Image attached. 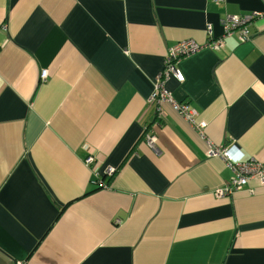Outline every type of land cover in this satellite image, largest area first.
<instances>
[{"label": "crops", "instance_id": "1", "mask_svg": "<svg viewBox=\"0 0 264 264\" xmlns=\"http://www.w3.org/2000/svg\"><path fill=\"white\" fill-rule=\"evenodd\" d=\"M185 41L163 86L192 120L153 98ZM213 147L264 165V0H0V264H264V186L219 197ZM99 184L103 228L61 238Z\"/></svg>", "mask_w": 264, "mask_h": 264}, {"label": "built area", "instance_id": "2", "mask_svg": "<svg viewBox=\"0 0 264 264\" xmlns=\"http://www.w3.org/2000/svg\"><path fill=\"white\" fill-rule=\"evenodd\" d=\"M222 1V0H221ZM260 16L259 14L254 16H229L225 23V33L222 37L213 40V42L208 46L213 51H219L224 46V41L227 36H231L234 33H238L239 39L242 43H245L250 39L249 32L245 28L248 23L253 21V18ZM212 34V31L210 32ZM199 50V45L194 41H185L181 42L178 45L172 47L169 51V57L167 62L165 63V70L163 79L158 80L157 91L153 96L154 99H159L162 103L172 104L175 110L179 111L181 114L186 116V119L192 120L194 116V111H192L186 105H179L174 103L172 98L168 95L167 91L164 89L163 80L164 77H170L173 75L179 81H183V77L181 73L177 69V63L184 59L191 57L196 51ZM48 78V72L43 71L41 75V79L44 81ZM205 125H202L204 127ZM150 136V135H149ZM148 136V137H149ZM148 145L157 149L156 147V138L154 136H150L148 138ZM210 156L221 157L225 160L229 168H231L233 172V180L232 184L229 187H226L223 191L218 193L219 197L227 196L228 194L235 193L243 189L244 186L247 185L249 180L258 179L261 184L264 186V165L258 162H240L236 160L231 153L227 149H218L211 148L209 151ZM95 163L94 157H90L87 159V164L93 165ZM113 169H109V174H112Z\"/></svg>", "mask_w": 264, "mask_h": 264}, {"label": "trees", "instance_id": "3", "mask_svg": "<svg viewBox=\"0 0 264 264\" xmlns=\"http://www.w3.org/2000/svg\"><path fill=\"white\" fill-rule=\"evenodd\" d=\"M101 184L102 186L104 185L103 183ZM98 187L99 190L104 188L101 187L100 184ZM93 192L94 191L87 193L86 196H90ZM98 193H100V195L96 198H90L79 207L73 208L70 211L69 219H67L65 224L62 225L57 232L60 234L61 238L65 237L66 239L70 238V240H74L78 239L76 234L80 230L95 231V226L98 224L99 217H101L102 214L101 205L106 201H116L106 190H102ZM117 201L121 202L120 200Z\"/></svg>", "mask_w": 264, "mask_h": 264}]
</instances>
